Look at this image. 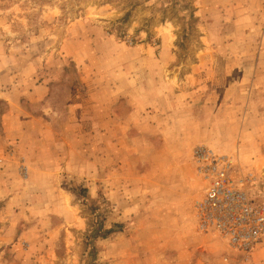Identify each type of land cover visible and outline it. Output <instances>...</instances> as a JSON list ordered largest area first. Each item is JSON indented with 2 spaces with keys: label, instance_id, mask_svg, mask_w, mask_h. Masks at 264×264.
<instances>
[{
  "label": "rangeland",
  "instance_id": "obj_1",
  "mask_svg": "<svg viewBox=\"0 0 264 264\" xmlns=\"http://www.w3.org/2000/svg\"><path fill=\"white\" fill-rule=\"evenodd\" d=\"M200 148L264 216V0H0V264H264Z\"/></svg>",
  "mask_w": 264,
  "mask_h": 264
},
{
  "label": "built area",
  "instance_id": "obj_2",
  "mask_svg": "<svg viewBox=\"0 0 264 264\" xmlns=\"http://www.w3.org/2000/svg\"><path fill=\"white\" fill-rule=\"evenodd\" d=\"M207 191L198 211L199 225L227 234L232 244L250 246L264 232V216L254 211L229 175L228 160L200 148L195 152ZM235 247V245H234Z\"/></svg>",
  "mask_w": 264,
  "mask_h": 264
},
{
  "label": "crops",
  "instance_id": "obj_3",
  "mask_svg": "<svg viewBox=\"0 0 264 264\" xmlns=\"http://www.w3.org/2000/svg\"><path fill=\"white\" fill-rule=\"evenodd\" d=\"M196 264H199V262H196Z\"/></svg>",
  "mask_w": 264,
  "mask_h": 264
}]
</instances>
